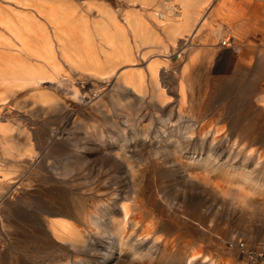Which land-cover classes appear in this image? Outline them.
<instances>
[{"label":"rangeland","instance_id":"1","mask_svg":"<svg viewBox=\"0 0 264 264\" xmlns=\"http://www.w3.org/2000/svg\"><path fill=\"white\" fill-rule=\"evenodd\" d=\"M7 1L16 3L13 6L24 17L31 15L25 9L29 3L61 5L74 11L79 34L86 30L96 33L92 23L88 28L83 25V16L98 19L95 6L112 12L119 9L118 25L109 24L104 27V37L92 38L97 54L93 64H68V59L59 54L57 59L65 70L74 66L88 75L105 77L112 66L122 68L109 86L100 88L101 104L118 119L116 124L88 108H66L65 101L73 102L69 83L50 82L47 77L52 75L48 73L40 85L47 96L45 106L30 101L33 94L29 89L16 88L13 109L1 114L11 130L0 133V183L12 190L8 193L0 186V264H186L178 255L186 242L200 250L202 257L196 264H260L256 257L264 250V214L257 207L241 208L230 192H214L209 185L239 186L252 199L264 203V17L246 15L240 5L221 6L219 0H203L200 5H188V13L197 15V19L173 43L174 35L167 28L178 19L181 0H85L83 3L93 8L91 13H87L82 0ZM258 3L264 5V1ZM37 21L38 26H44L42 20ZM120 22L126 23L125 31L118 27ZM58 30L61 41L71 47ZM3 43L0 41L2 49ZM102 59L104 68L99 70L95 62ZM152 62L159 64L158 81L172 103L168 98L157 102L151 96L149 82H145L141 98L131 89L114 90L117 78L140 69L146 71ZM166 64L171 68L167 74L162 68ZM101 82L99 85L104 84ZM134 85L140 91L138 82ZM81 87L91 92L89 80H83ZM180 87L185 108L170 117L167 109L176 102L177 111ZM128 122L122 138L121 129ZM204 125L206 131L202 130ZM100 128L115 131L109 145L112 153L122 142L134 146L130 141L134 130H146L145 135L151 139L158 131L174 135V149L181 163L165 152L158 160L157 171H153L148 167L156 155L145 151L146 144L139 141L133 150L134 167H147L143 180L150 181L148 194L154 195L161 217L169 216L173 223L188 227L167 233L162 229L167 223L156 218L157 235L170 240L171 254L163 252L161 244L151 247V243L141 245L134 239L133 249L123 247L120 251L114 226L122 216L120 204H129L125 198L135 192L137 183L130 184L134 181L127 175L126 166L102 151L97 133ZM215 130L220 137L210 144V134ZM199 132L204 138L198 136ZM159 139H168V135ZM179 142L190 148L185 149L183 144L181 149ZM64 168L72 171L65 172ZM188 171L199 177L209 176L210 184L204 187L198 179L189 177ZM49 198L66 202L62 210L67 215L57 218L71 220L81 233L83 240L75 247L56 237L47 240L50 232L45 204ZM49 209L58 210L54 204ZM74 209L78 211L73 213ZM83 210L90 213L87 223L78 216ZM96 219L100 222L97 225ZM111 239H115L113 244ZM239 242L246 251L241 250Z\"/></svg>","mask_w":264,"mask_h":264},{"label":"bare ground","instance_id":"2","mask_svg":"<svg viewBox=\"0 0 264 264\" xmlns=\"http://www.w3.org/2000/svg\"><path fill=\"white\" fill-rule=\"evenodd\" d=\"M21 1L23 0H18V2ZM185 1L188 0H181L180 14H178V19L174 21L169 28H167L169 34L174 35L173 43H175V39L177 38V36L182 38V36H184V32H188L189 30L188 28L192 27L190 25H193L195 20L197 19V15L195 14L190 15V13H188V5ZM83 2H85V0H82L81 3L82 5L86 6L87 13H91L93 11V8L90 7L89 4L87 3L85 5ZM13 5L16 6V3L13 4L7 0H0V41L4 42L3 43L4 49L0 47V133L3 134L11 130V127L7 126L5 121H2L1 114L5 110L13 109L15 103L14 94L17 91L16 88H20V89L22 88L23 90L29 89L33 94L30 96V101L34 105L40 104L42 106H45L46 104L45 97L47 98V96L45 95V93H42L40 91V87H41L40 85L46 78L45 75L47 73L52 75L51 77H47L49 78L50 82H55L57 83V85H61L64 82L69 83L72 94L71 99L73 100V102L68 103V101H65L66 108H74L77 106L88 108L89 110L99 113L101 116H104L107 120L114 122L116 124L118 119L114 118L113 115L110 116V114H108L110 112V109L107 106H103L101 104L102 92L100 88L102 89L104 86H109L112 81V78H114L115 74H117L120 71L122 66L119 68L117 66L118 64L114 65V67L112 66V68L109 70V72L106 74L105 77L97 76L95 75L96 73L92 75H88L79 72L77 68H75L74 66H72L70 70L68 69L65 70L63 64H61L60 61L57 59L58 58L57 54H59L60 58L63 57L64 59H68L67 61L68 64H73V63L90 64V61H92L91 64H93V60L96 59L97 54L94 52L93 47L95 43H94V39L92 38L93 37L99 38V36L105 34L104 27L109 24H111L112 27L113 26L116 27L118 25V22H116L117 19L116 15L121 14V11L117 9L115 12H112L109 10H104L103 6L102 7L95 6L97 8L96 12L98 15V19L93 21L87 19V16H85L86 18L83 16L84 19L83 25H87L88 28L92 23L94 28L96 29V33L92 34L86 30L83 31L84 32L83 34L81 33L79 34L78 26L77 24H74L75 18L72 15L74 11L73 12L71 10L68 11L67 8L62 7L61 5L53 4V3H49L48 5L41 3H35V4L29 3L27 4L29 7H26L25 9L28 10L29 13H31V15L29 14L25 17L21 16L17 12L18 9H16V7H14ZM198 5H200V3ZM37 19L42 20L44 22V26H38ZM118 27L120 28L121 31H125L127 29V25L124 22L121 23V25ZM58 29H60L62 32L61 36H66L67 42L71 44L72 48L67 43H63L61 41L60 35H57L56 33L59 31ZM98 29L99 30L101 29L100 31H102L100 35L98 34L99 32ZM3 33L4 35H7L9 38H11L12 42L11 40H9V38L5 37ZM57 36H59L60 39ZM62 39L65 40V38ZM79 39L82 40L80 41ZM103 41H105L104 38ZM5 43L8 45L7 46L4 45ZM226 43H227L226 41H223V44ZM68 53L70 54V56L68 55ZM95 63L97 64L96 66L97 68H99V70L100 68H104L103 59L100 60L99 63L98 61ZM166 65L167 66L163 65L162 67L165 72L167 71V69L170 68V67L168 68V64ZM159 69H160L159 64L157 62L149 63L146 68V71L140 69L136 74L121 76L119 79L117 78V81H115V83L113 84L114 86L113 88L114 90H118V91L120 90L125 91L127 89H131L132 92H134V95H136V97L139 96L141 98V92H143V89L145 88L144 85L147 82H149V84L151 85L150 87V93L152 92L151 96L155 98L157 102H161V100L166 101V98L169 99L171 97L170 95L167 96L166 93L167 90L165 91V89L162 87L161 85L162 83L160 80L159 81L161 84H159L158 81ZM83 80H89L90 88H91L90 93L82 90L81 82H83ZM100 81H102L104 84L99 85ZM136 82H138L140 86V91H137L134 85V83ZM178 96L180 97L181 101L179 106L177 107V111L175 109L176 102L171 104L167 109L169 111L170 117H174L175 112H183L185 108L183 103L184 100L182 101V99L184 98V92L181 87L180 90L178 91ZM8 98H10V100H7ZM169 101L170 103H172L170 99L168 100V102ZM130 121L131 119L129 120V122ZM129 122L127 126L125 125L121 129L122 138L124 137L126 132L125 127L129 126ZM133 126L134 124H132L131 127ZM209 127L210 126L208 125V128ZM202 130L206 131L205 125L202 128ZM208 131H210V129ZM133 132H134L133 134L134 136H132V139L130 141H133L134 146H126L128 145V143L122 142L118 150L112 153L111 150H109L111 149V146L109 145L111 141L110 139L115 138L114 137L115 131L110 130L106 132L101 128L97 131L99 138H101L102 140L101 143V146L103 147L102 151L105 154H111L112 157L115 159L114 161L116 163H120L126 166L129 172L127 175L130 176L131 181H134V182H130V184L135 182L137 183V185L134 186L135 192H133L131 196L129 195L130 197L126 196L125 198V200L129 201V204L127 205L126 202H122V204H120V209H121L120 211L122 213V216L120 218V222H118L114 226L115 232L113 235L117 236L118 247H120V251H122L123 247H128L133 249L132 246L134 244H132L131 240L134 239V241H137L136 243L141 245L151 243L152 244L151 247L161 244L160 246L161 250H163V252H167L168 254H171V247L168 246L170 240L163 239L162 238L163 234L157 235L158 233L155 230L156 228L155 220H157L156 219L157 217L161 219L162 218L161 216H163V214H161L162 212H160L159 209L155 208V199L153 198L154 195L153 197H151V195L148 194L149 193L148 187L151 188L150 181L147 180L146 183L143 180L144 177L142 176V174L145 173L147 167L146 166L143 168L141 167L137 168L136 166L134 167L133 160H135V158H133L134 156L133 150L134 148H136L137 142L139 141L146 144L145 148L147 150L145 151L148 152L151 151L153 154L156 155L152 162L153 165L152 166L149 165L148 167L153 171H157L156 168L160 164L158 160H161L163 155H165V152L171 153V155L174 156L176 161L178 163H181L180 156L174 149L175 143H174V139L172 138V136L174 135L170 132H168L167 134V132L165 131H158L156 132V134H154L155 138L151 139L149 134L145 135L146 130L138 129V130H134ZM214 132L215 134H210L211 136V139L209 140L210 144L211 143L213 144V142L218 140V138L220 137L219 130H215ZM192 133L194 132L192 131L191 134ZM164 134L165 136L168 135V139H164V140L159 139ZM203 135H204L203 133L200 132L198 133L199 137L201 136L202 138H204ZM170 138H172L173 140H171ZM183 144L185 146V149L190 148L189 144L179 142L181 149H184ZM125 146L127 147L126 150L123 149ZM29 155L32 156L31 153H28V156ZM157 157H159V159ZM64 169L65 172L72 171L69 168H64ZM188 174L189 177L198 179L199 182H201L204 185V187L210 184L209 176L199 177L196 176V174H193L189 171ZM2 176L6 177L7 175L2 173ZM2 185L3 183H0L1 188L5 187V191H7L8 193L12 190L11 187H7L6 183H5L6 186H2ZM209 187L214 192L218 190H222V191L224 190L225 193L230 192L234 197H236L237 200L236 204H238L241 208H244V206L257 207L258 211H260L261 214H264V203H262L259 200L252 199V197L250 195L248 196L247 193H244L242 189L239 188V186L236 188H230V187L222 188L221 184L215 183L209 185ZM107 202H109L108 199ZM50 204H54V206H56L58 210L51 211L49 209ZM45 206L48 211L47 215H49L48 216L49 218L46 220V227L49 229L50 236H48L47 240H52V238L56 237L60 239V241H68L69 243L72 244L73 247H75V245L78 242L81 243L83 237L81 233L78 232L77 229H75L74 226L75 224L71 222V220H67L64 217L57 218L60 216L62 217L67 215L65 211L62 210V208H66V202H64V200H60L57 202L55 200H52V198H49L48 203H46ZM77 211L76 209H74L73 213ZM89 214H90L89 212L83 210V215L81 213L78 216L82 221L87 223L89 222ZM164 217L165 219L162 218V220H164L165 224L167 223V225H165V227H163L162 229L165 230L167 233L171 231L179 230L183 227L177 222L173 223L172 219H170L169 216H164ZM145 220L148 223V225L146 226H144L146 222ZM94 223L97 225V223L99 224L100 222L97 221L96 219ZM140 228L141 231L138 233V230ZM187 228H188L187 226L183 227V229L186 230ZM113 241H115V239L110 240L112 244ZM183 244L184 247L181 249V251L178 252V255L180 257L182 255V259H184L185 261L184 263L196 264L197 260L202 257L200 250L196 249L193 246H188L189 245L188 242ZM112 248L113 245L110 246V249L108 251L109 254L112 252ZM202 259L204 260L206 258L203 257ZM73 261H76V259H74Z\"/></svg>","mask_w":264,"mask_h":264},{"label":"crops","instance_id":"3","mask_svg":"<svg viewBox=\"0 0 264 264\" xmlns=\"http://www.w3.org/2000/svg\"><path fill=\"white\" fill-rule=\"evenodd\" d=\"M255 1V2H254ZM258 1H264V0H240L239 2H232V0H219V4L222 6V4L225 5H232V6H242L243 10L245 11L246 15L249 14H255L258 16L264 17V5H261V3H258ZM187 5H198L199 3H202V0H188L185 1ZM262 6V7H261ZM191 26V25H190Z\"/></svg>","mask_w":264,"mask_h":264},{"label":"built area","instance_id":"4","mask_svg":"<svg viewBox=\"0 0 264 264\" xmlns=\"http://www.w3.org/2000/svg\"><path fill=\"white\" fill-rule=\"evenodd\" d=\"M239 247L241 248V250H247L245 249V246L243 243H239ZM262 252H264V250H262ZM260 253L256 258H258L260 260V264H264V253Z\"/></svg>","mask_w":264,"mask_h":264}]
</instances>
